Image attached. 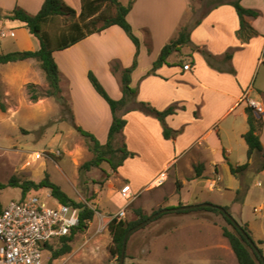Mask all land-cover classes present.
Wrapping results in <instances>:
<instances>
[{
  "label": "crops",
  "instance_id": "crops-1",
  "mask_svg": "<svg viewBox=\"0 0 264 264\" xmlns=\"http://www.w3.org/2000/svg\"><path fill=\"white\" fill-rule=\"evenodd\" d=\"M64 1L80 12L81 0ZM229 1L214 6L211 0H135L128 20L140 40L139 48L122 27L113 25L63 51L67 53L65 61L71 66L85 67L81 70L83 75L89 68H100V59L103 60L104 74L113 84L114 99H121L123 90L121 72L113 74L110 63L117 60L122 68L135 64L131 86L136 92L133 101L122 111L126 125L118 135L124 136L133 156L127 157L117 175L131 185L136 196L160 187L157 179L165 172V182L170 178L175 180L177 198L174 202L165 198L163 206L202 202L228 206L241 224L248 225L254 240L263 242L259 246H264V169H261L264 156L254 152L249 158V146L244 138L249 130L246 97L264 104V0L241 1L244 7L261 12L256 18L246 17L258 32L247 39L239 35L241 21ZM17 3L37 12L44 0H0V8L12 10ZM182 29L189 33L188 42L170 53L167 62L155 67L163 48ZM38 47L34 42L33 49ZM57 52H54L56 62ZM186 64H190V69L184 68ZM59 68L62 93L71 101L75 123L90 121L89 112L80 106L87 107L93 101L105 114L98 122L107 132L113 121L108 102L93 86L65 77L60 64ZM97 70L100 78L101 69ZM141 102L160 111L175 105L176 112L162 121ZM257 118L263 122L257 133L264 146V114ZM165 126L172 130L169 138L164 135ZM247 162L250 163L247 170L232 174L231 163L238 166ZM196 165L202 171L199 177ZM227 171L234 177H229L231 183L225 181ZM216 189L221 195L226 191L236 196L229 203L221 202L224 199L212 198ZM153 206L146 205L142 210L146 213ZM195 213L176 214L170 220L173 225L159 233L158 240L165 247L169 243L177 246V252L166 258L164 264H171L170 261L199 264V258L205 264H239L222 230Z\"/></svg>",
  "mask_w": 264,
  "mask_h": 264
},
{
  "label": "rangeland",
  "instance_id": "rangeland-1",
  "mask_svg": "<svg viewBox=\"0 0 264 264\" xmlns=\"http://www.w3.org/2000/svg\"><path fill=\"white\" fill-rule=\"evenodd\" d=\"M121 2L127 4L129 0H121ZM16 6L21 5L17 3L14 8ZM21 7L26 9L24 6ZM27 7L30 6L27 5ZM26 10L32 14L40 11ZM4 12L0 11V54L33 49L34 42L38 47L39 40L29 32L27 27L21 21L6 18ZM69 23L70 20H66V18H58L47 29L55 36ZM11 30L16 32V36L11 35ZM3 31L6 33L3 34ZM66 54L63 50L57 52L58 62L65 77H74L75 81L86 82L92 87L88 74L90 71L96 74L97 69H101L99 79L105 88H108V93L110 95L113 93V84L104 74L103 60L100 59V68L95 70L89 68L87 72L84 71L83 75L81 70L85 67L83 65L82 67L71 66L67 60L65 61ZM116 62L117 60H113L110 63L111 68ZM119 64L121 65L120 62ZM113 74L116 75L114 72ZM82 78H84L83 81ZM29 84H35L38 92L43 94L36 102L31 100ZM48 89L49 83L36 60L28 63L0 65V182L8 183L12 177L20 181L27 179L40 181L49 176L72 198L97 209L89 227L75 236L72 241L73 250L70 253L51 260V250L44 248V255H47V258L45 257L46 264H119L118 257L111 254L113 240L108 227L109 221L120 208L125 206L127 214L123 220L127 221L137 219L136 210L142 209L146 205L154 204L151 210L149 208L146 211L148 215H152L156 210L166 208L163 206L165 198L166 200L169 198L171 202L177 198L175 180L170 178L164 182L165 184L163 183L164 185L150 189L144 195L136 196L134 194L132 201L122 199L119 191L126 181L112 170L107 161H104L100 166L83 167L86 162L95 158V153L91 149L90 139L84 136L76 126L93 133L101 143H106L110 129L105 132V126L102 127L103 124L98 122L105 115L101 108L96 106L93 101H90L89 105L86 104L87 107L83 104L80 109L89 112L90 121L80 122L77 120L76 124L73 112L70 110L73 108L69 98L66 96V103L61 104L55 97L44 95ZM253 96L256 95L253 94ZM77 111H80L79 107H77ZM255 115L257 116L256 113ZM124 144V136L122 138L121 135L114 142L115 147ZM42 151L47 154L36 159V152ZM225 173L226 183H231L229 177L231 176L233 179L234 177L228 171ZM21 193L20 187L9 186L0 189V199L4 203H8L12 199L17 200L21 197ZM31 193L34 192L32 190L27 192V194ZM222 194L216 189L212 198L224 199L221 202L229 203L231 197L236 196L226 191ZM163 196L164 198H162ZM172 211L153 219L129 235L124 264H164L166 258L174 256L177 246L169 243L165 247L158 240L159 233L173 225V221L170 220H174L176 213ZM195 214L201 220H206L220 229L221 225L231 227L222 215L205 214L204 212ZM257 243L260 245L259 242ZM51 245L57 248L59 240L55 239ZM260 247L264 252V246ZM201 252L206 253L204 250ZM201 260L199 258L197 262L205 264L204 260ZM170 263L173 264L171 261Z\"/></svg>",
  "mask_w": 264,
  "mask_h": 264
},
{
  "label": "trees",
  "instance_id": "trees-1",
  "mask_svg": "<svg viewBox=\"0 0 264 264\" xmlns=\"http://www.w3.org/2000/svg\"><path fill=\"white\" fill-rule=\"evenodd\" d=\"M135 0H129L127 4H123L121 0H81V10L78 11L64 0H44L42 8L36 14H32L21 6H16L12 10H4V16L11 20L21 21L29 32L39 40V47L37 49H25L14 52L0 54V64H6L9 62H18L27 59H34L39 63L40 68L44 72L46 79L49 83V89L44 94L45 96L55 97L61 104L66 103V98L62 93L61 88V71L59 65L54 58V52L66 49L77 42L83 40L94 33H100L105 29L118 25L122 27L133 42L140 47V40L134 33L133 27L128 20V14L131 11ZM229 0H211L214 6L226 3ZM242 0L229 1L239 15L241 21V28L239 35L245 39L257 34V30L247 21L246 17H258L261 12L257 9L246 8L241 4ZM0 11H3L0 8ZM58 18H66L70 20V23L55 36L52 35L47 27L54 23ZM189 40V33L187 29H182L179 36L173 39L167 44L159 57L155 62V67L167 62V57L175 50H178L182 45L186 44ZM136 63V62H135ZM135 64L132 67L122 68L117 61L112 70L114 73L121 72V82L123 97L121 99H114L108 93L105 86L102 84L97 75L90 71L88 76L95 88V90L108 102L110 105L113 121L110 126L109 136L106 143L101 141L91 132L84 130L80 126H76L77 129L91 141V149L95 153V158L84 164L83 167L91 168V166H100L104 161H107L112 170L117 172L119 167L124 164L127 157L132 156L126 145L115 147L114 142L117 136L123 131L126 125V119L122 116V111L133 101V94L136 90L131 86V76ZM31 100L38 101L43 94L39 93L35 84L28 85ZM151 112L157 114V116L164 121L165 117L169 114L176 112V106H170L169 108L160 111L153 108L146 102H141ZM4 107V105H3ZM71 112L72 109L70 108ZM249 130L244 134V138L249 146L248 156L252 157L254 152H261L264 156V146L261 142L260 136L257 130L263 125L262 119L257 118L252 107H247ZM165 137L172 136V130L165 126ZM250 163H244L242 165L235 166L230 164L232 174L238 175L248 169ZM261 169H264V161ZM196 176L199 177L202 174L200 165L195 166ZM20 187L22 189V195L25 196L27 192L31 190H39L42 187H50L53 190L54 195L63 203L71 204L80 209V223L71 231L69 235L63 236L59 239V246L54 248L51 244H46V248H49L52 252L51 260H55L60 256L70 253L73 250L72 241L77 233L86 230L89 227L90 222L94 219L97 209L89 206L87 203L75 200L65 191H63L58 185H56L49 176H46L40 181L34 180H18L12 177L8 183L0 182V189L6 187ZM180 187V185H178ZM240 192V190L238 191ZM183 205L182 203L179 206ZM218 204L213 203L212 206H202L195 209H179L173 210L176 214H185L190 212H204L207 214H219L231 227L227 225H221L223 235L229 240L233 251L235 252L239 264H263L259 254L247 238L242 234L241 230L219 209ZM227 211H230L228 206H223ZM173 208V207H170ZM161 210V209H159ZM158 212V210L154 211ZM137 219L127 221L113 217L108 224L110 233L112 235L113 245L111 246V254L114 257H118L120 260L121 251L124 243V238L127 232L137 224L147 220L151 215L145 213L142 209H137ZM165 214V213H163ZM163 214L156 218L161 217ZM155 218V219H156ZM244 230L252 235L247 224H241ZM254 240V239H253ZM255 241V240H254ZM258 245V243L255 241ZM259 243H263L259 241ZM259 246V245H258ZM261 252L264 254L263 249L259 246Z\"/></svg>",
  "mask_w": 264,
  "mask_h": 264
},
{
  "label": "built area",
  "instance_id": "built-area-1",
  "mask_svg": "<svg viewBox=\"0 0 264 264\" xmlns=\"http://www.w3.org/2000/svg\"><path fill=\"white\" fill-rule=\"evenodd\" d=\"M10 33L16 35L14 30ZM190 67V64L184 66L186 70ZM246 98L257 115L264 114L263 102ZM46 154L45 151L36 152L35 158ZM165 180L166 173L163 172L157 185H162ZM32 191L34 193L21 195L8 203L0 199V264H46V244L69 235L80 223V209L61 202L50 187ZM121 194L129 201L134 198L130 184L121 188ZM126 214L125 206L114 217L123 219Z\"/></svg>",
  "mask_w": 264,
  "mask_h": 264
},
{
  "label": "water",
  "instance_id": "water-1",
  "mask_svg": "<svg viewBox=\"0 0 264 264\" xmlns=\"http://www.w3.org/2000/svg\"><path fill=\"white\" fill-rule=\"evenodd\" d=\"M212 205H213V203H211V202H202V203H197V204L182 205V206L173 207V208H163V209L159 210L158 212L153 213L147 220L137 224L136 226L132 227L127 232V234H126V236L124 238V243H123V247H122V251H121L119 264H124L125 263L127 242H128L129 235L133 231L145 226L147 223H149L150 221H152L153 219H155L159 215H161L163 213H166L168 211L179 210V209H182V210L183 209H195V208L202 207V206H212ZM219 209L241 230L242 234L247 238V240L255 248V250L259 254V256H260V258H261V260H262V262L264 264V254L261 252L259 246L255 243L253 238H251L249 236V234L244 230V228L242 227L241 223L229 211H227V209H225L223 206H219Z\"/></svg>",
  "mask_w": 264,
  "mask_h": 264
}]
</instances>
